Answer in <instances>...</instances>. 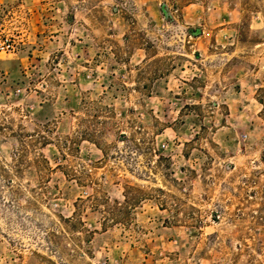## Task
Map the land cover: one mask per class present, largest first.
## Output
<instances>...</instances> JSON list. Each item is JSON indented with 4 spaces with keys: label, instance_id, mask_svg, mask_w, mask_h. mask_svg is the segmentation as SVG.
<instances>
[{
    "label": "rangeland",
    "instance_id": "rangeland-1",
    "mask_svg": "<svg viewBox=\"0 0 264 264\" xmlns=\"http://www.w3.org/2000/svg\"><path fill=\"white\" fill-rule=\"evenodd\" d=\"M0 264H264V0H0Z\"/></svg>",
    "mask_w": 264,
    "mask_h": 264
},
{
    "label": "built area",
    "instance_id": "built-area-1",
    "mask_svg": "<svg viewBox=\"0 0 264 264\" xmlns=\"http://www.w3.org/2000/svg\"><path fill=\"white\" fill-rule=\"evenodd\" d=\"M12 48V45L7 43L6 41L0 40V51H9Z\"/></svg>",
    "mask_w": 264,
    "mask_h": 264
}]
</instances>
